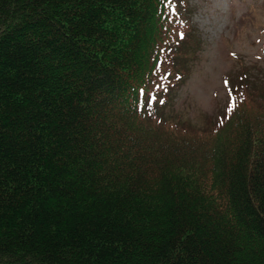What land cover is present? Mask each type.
Listing matches in <instances>:
<instances>
[{
  "label": "trees",
  "instance_id": "16d2710c",
  "mask_svg": "<svg viewBox=\"0 0 264 264\" xmlns=\"http://www.w3.org/2000/svg\"><path fill=\"white\" fill-rule=\"evenodd\" d=\"M187 1L0 0V264H264V67L171 111Z\"/></svg>",
  "mask_w": 264,
  "mask_h": 264
},
{
  "label": "rangeland",
  "instance_id": "374dc122",
  "mask_svg": "<svg viewBox=\"0 0 264 264\" xmlns=\"http://www.w3.org/2000/svg\"><path fill=\"white\" fill-rule=\"evenodd\" d=\"M203 40L201 62L169 108L193 126L205 125L224 105V76L237 58L264 67V0H188Z\"/></svg>",
  "mask_w": 264,
  "mask_h": 264
}]
</instances>
